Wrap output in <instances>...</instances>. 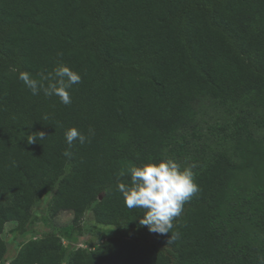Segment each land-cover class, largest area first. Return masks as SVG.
I'll return each instance as SVG.
<instances>
[{"label": "trees", "instance_id": "16d2710c", "mask_svg": "<svg viewBox=\"0 0 264 264\" xmlns=\"http://www.w3.org/2000/svg\"><path fill=\"white\" fill-rule=\"evenodd\" d=\"M71 104L19 80L58 64ZM88 140L69 146L64 130ZM89 129L94 134L89 133ZM47 136L28 144V135ZM70 152L66 156L65 152ZM171 158L199 190L166 235L140 225L117 183ZM52 193L62 234L24 242L6 264H260L264 258V0H0V264L6 223L24 230ZM90 212L124 227L69 251Z\"/></svg>", "mask_w": 264, "mask_h": 264}, {"label": "clouds", "instance_id": "9594fccd", "mask_svg": "<svg viewBox=\"0 0 264 264\" xmlns=\"http://www.w3.org/2000/svg\"><path fill=\"white\" fill-rule=\"evenodd\" d=\"M18 78L33 95L43 93L45 97L55 96L64 105L71 104L69 90L81 82L80 74L63 63L54 66L45 78L47 83L34 79L27 71H21ZM37 133L38 137L31 134L26 137L28 144L47 136L43 131ZM89 133L94 134L92 129H89ZM64 137L69 146L74 141L83 145L89 138L74 126L64 130ZM64 154L71 155L67 151ZM129 175L130 184L117 183L125 206L143 210L139 223L150 232L162 235L171 233L173 220L180 216L184 203L199 190L191 167L181 168L175 160L162 158L131 167ZM260 264H264V258H261Z\"/></svg>", "mask_w": 264, "mask_h": 264}, {"label": "rangeland", "instance_id": "374dc122", "mask_svg": "<svg viewBox=\"0 0 264 264\" xmlns=\"http://www.w3.org/2000/svg\"><path fill=\"white\" fill-rule=\"evenodd\" d=\"M52 193L47 194L40 200L34 209V219L24 230H18L16 222L6 223L3 237L7 242L8 250L4 260L6 264L18 252L20 246L33 237H41L50 231L62 234L69 228L73 215L68 211H62L58 216L51 219L48 217L47 203ZM81 227H78L72 237H64L63 242L69 251L78 247H96L105 237L110 235H122L124 227H112L109 229L103 225H95L92 214L86 212Z\"/></svg>", "mask_w": 264, "mask_h": 264}]
</instances>
